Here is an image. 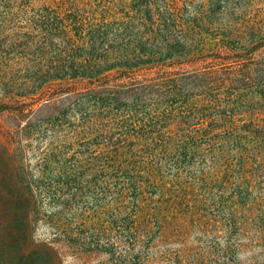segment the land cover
I'll list each match as a JSON object with an SVG mask.
<instances>
[{"label": "trees", "instance_id": "obj_1", "mask_svg": "<svg viewBox=\"0 0 264 264\" xmlns=\"http://www.w3.org/2000/svg\"><path fill=\"white\" fill-rule=\"evenodd\" d=\"M172 2L176 6V0ZM119 3L129 10L115 15L116 30L77 22L76 16L65 15L63 5V15H57L61 18L56 29L61 32L59 43H53L57 32L48 29L41 32L40 40L30 38L23 44L37 46L34 54L42 71L35 90L57 81L73 87L61 91L67 94L65 99L74 98L77 90L91 95L92 100L85 103L91 110L84 124H90L93 115L102 119L105 110L122 112L117 137L103 123L95 135L84 137L86 142L65 163L57 161L68 170L58 174L52 196L73 200L84 188L107 179V189L117 196L127 192L126 199L138 205L139 191L145 188L147 198L142 202L149 212L132 226L124 225L126 218L122 220L120 229L127 237L161 233L160 212L166 204L175 216L213 209L230 220L238 208L257 219L261 207L257 196L264 185L258 153L264 144V100L258 105L252 98L247 111H240L232 107V94L225 96V89L237 92L249 87L262 97L264 58L259 64L253 56L264 50V31L233 29L230 14L160 12L152 0ZM47 56L55 61L43 62L41 58ZM173 68L179 69L169 71ZM194 97L201 100L193 102ZM160 98L167 103L163 110L157 106ZM51 100H45L43 107L53 105ZM152 105L155 108L149 113ZM136 107L144 110L138 119L133 113ZM16 108L0 103V113ZM244 114H249L247 120ZM124 120L133 124L120 125ZM193 166L202 169L200 177L196 170L191 172ZM205 166L219 167L216 181L207 180ZM28 194V190L10 188L8 201L0 205V264H62L57 247L45 244V250L27 251Z\"/></svg>", "mask_w": 264, "mask_h": 264}, {"label": "rangeland", "instance_id": "obj_2", "mask_svg": "<svg viewBox=\"0 0 264 264\" xmlns=\"http://www.w3.org/2000/svg\"><path fill=\"white\" fill-rule=\"evenodd\" d=\"M152 1L160 12L177 9L182 13L230 14L233 29L264 31V0H176V6L173 0ZM63 5L68 11L65 15L76 16L77 22L105 31L116 30L119 23L115 15L129 10L119 0H0V103L11 108H16L15 102L22 104L16 108L20 111L0 113V205L8 201L10 188L29 191L31 225L27 251L45 250V244L57 247L62 264H264V185L257 196L261 206L257 219L238 208L231 221L213 209L206 213H197L195 209L193 215L190 212L175 216L166 204L160 212L164 230L148 237L140 232L127 237L120 229L124 218L126 226L146 218L149 208L142 202L147 198L145 188L139 191L138 205L126 199L127 192L117 196L107 189V179L84 188L73 200L66 195L59 199L52 196L58 174L68 170V166L61 167L57 161L65 163L86 142L84 137L94 134L103 123L117 137L122 113L105 110L102 119L93 115L86 125V113L91 107L85 103L92 100L91 95L77 90L74 98L65 99L67 94L61 95V91H71L73 87L57 81L35 90L42 71L38 66L40 58L34 54L37 46L23 44L32 41L30 38L34 42L40 40L41 32L48 29L57 32L53 43H59L61 32L56 29L61 18L57 15H63L60 12ZM56 56L59 57L58 52ZM253 57L261 64L264 50ZM53 58L41 59L55 61ZM226 88L225 96L232 94V107L240 111H247L252 98L258 105L264 100V94L255 95L253 88L243 87L237 92ZM44 91L47 92L42 95ZM51 98L53 105L43 107L44 101ZM161 101L160 98L159 110L167 107ZM154 108L152 105L148 112L152 113ZM262 109L264 113V106ZM134 112L138 119L144 110L136 107ZM248 118L249 114H244L243 119ZM125 122L120 125L133 124ZM258 153L264 173V144ZM203 169L207 180L216 181L221 174L219 167ZM194 170L200 177L202 169L193 166L191 172ZM2 238L0 231V244Z\"/></svg>", "mask_w": 264, "mask_h": 264}]
</instances>
